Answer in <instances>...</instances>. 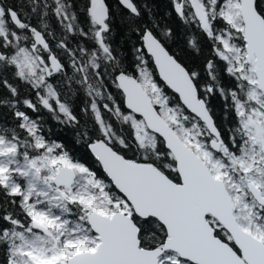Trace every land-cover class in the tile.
<instances>
[{
	"label": "snow or ice",
	"instance_id": "snow-or-ice-1",
	"mask_svg": "<svg viewBox=\"0 0 264 264\" xmlns=\"http://www.w3.org/2000/svg\"><path fill=\"white\" fill-rule=\"evenodd\" d=\"M169 2L0 0V264H264V0Z\"/></svg>",
	"mask_w": 264,
	"mask_h": 264
},
{
	"label": "trees",
	"instance_id": "trees-1",
	"mask_svg": "<svg viewBox=\"0 0 264 264\" xmlns=\"http://www.w3.org/2000/svg\"><path fill=\"white\" fill-rule=\"evenodd\" d=\"M156 2L158 4L161 15H163L164 11L171 9V4L169 0H156ZM166 22L169 26L173 27V29L177 33L178 39L176 43L173 44V47L175 48L178 45L180 48L183 49L185 45V37L189 34L188 31L181 24L179 18L175 15L174 12L172 13L171 17L166 18ZM33 23H35V20H33ZM53 27H57L54 19H53ZM57 31H59L58 27H57ZM195 31H196L195 28H193L192 32ZM119 41H120V37L118 36L116 43H119ZM125 50H127V46ZM206 51L207 50L205 49V52ZM185 59L190 62H194L197 65L201 64L202 62L200 58L194 57L191 54V52L187 49H185ZM0 94H6V90H4L2 86H0ZM80 106H81V100L77 99L76 111L78 114H79ZM212 106L215 109L217 119L219 120L222 116V112H221L222 101L218 97L214 98ZM47 119H48V123L52 126V133H51L52 138L65 142L67 146L73 151L74 155L84 160L85 162H89L91 165L94 166V158L90 155L89 151L84 147L83 144L75 143L76 138L74 136V130L67 127L61 128L59 125L54 124L50 117H47Z\"/></svg>",
	"mask_w": 264,
	"mask_h": 264
}]
</instances>
